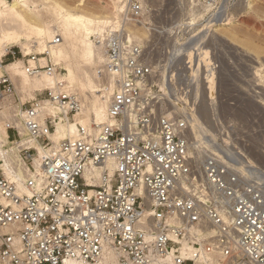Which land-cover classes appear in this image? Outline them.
<instances>
[{
    "label": "built area",
    "instance_id": "1",
    "mask_svg": "<svg viewBox=\"0 0 264 264\" xmlns=\"http://www.w3.org/2000/svg\"><path fill=\"white\" fill-rule=\"evenodd\" d=\"M148 1L119 0L92 36L107 118L73 137L53 135L82 112L80 96L59 79L22 100L5 69L16 51L0 57V264L96 263L109 250L118 264H264V169L246 132L197 140L190 122L195 82L215 77L208 47L224 6L187 0L190 15L166 32ZM23 58L31 76L60 73L49 51Z\"/></svg>",
    "mask_w": 264,
    "mask_h": 264
},
{
    "label": "bare ground",
    "instance_id": "2",
    "mask_svg": "<svg viewBox=\"0 0 264 264\" xmlns=\"http://www.w3.org/2000/svg\"><path fill=\"white\" fill-rule=\"evenodd\" d=\"M105 1V8L109 13L105 9L104 12L107 14L87 10L84 4L85 0H80L75 6L67 5L62 0H13L11 3L7 0H0V57L14 46H20L25 55L34 49H38L39 53L49 51L55 63L59 66L62 65L66 70L64 76L45 71L41 75L31 76L25 71L22 60L11 61L5 65V69L15 80L19 94L26 93L25 95L30 94L35 97L37 90L51 88L57 80L61 79L68 90L77 93L82 99L83 110L79 115H76L74 122L61 119L56 123L53 135L55 141L75 136L78 122L89 126L92 122L101 123L107 118L109 93L101 92L96 72L98 64L103 59V52L94 43L92 36L102 30L108 17L116 15L120 11L121 5L119 0ZM247 6L244 3L241 9H246ZM225 8L222 9L223 18H220L218 22L230 20V17L224 18ZM176 21L174 20L172 25ZM159 28L169 32L171 26L166 24ZM218 29L220 28L218 27ZM57 36H61V41L53 43ZM136 37L138 40L145 39L147 31L141 30L136 34ZM22 96L23 94L21 95L23 100ZM205 101L202 103L200 101L197 105L204 113L203 120L213 115L210 114L209 108H206ZM52 111L55 112L53 109ZM203 120L200 112H193L190 122L197 140L203 138L210 130ZM0 130V138L4 139L7 136L4 125L0 126ZM197 143L198 141L194 142V145ZM5 152V148L0 144V158L5 157ZM112 169L113 164L110 166V172ZM7 177L19 179V177H13L8 171ZM88 264H118L117 254L109 250L99 261Z\"/></svg>",
    "mask_w": 264,
    "mask_h": 264
},
{
    "label": "rangeland",
    "instance_id": "3",
    "mask_svg": "<svg viewBox=\"0 0 264 264\" xmlns=\"http://www.w3.org/2000/svg\"><path fill=\"white\" fill-rule=\"evenodd\" d=\"M7 1L13 2V0ZM62 1L67 5L75 6L80 0ZM216 1L215 7L224 6L223 9L230 3L228 10L231 16L230 20L226 19L228 23L222 20L218 23L219 25L221 23L220 26L217 24L220 29L216 27L212 32V45L208 47L212 49L211 61L216 71L215 77L211 81L195 82L194 85L197 88L194 92L198 102L202 103L206 100V108H209L210 114L213 115L203 120L204 113L199 106L196 107L197 113L200 112L205 124L216 133L226 132L229 125H241L246 132L244 137L250 145L251 155L264 169V79H262L264 78V0ZM105 2V0H89L84 4L91 12L107 14ZM244 3L248 6L246 9H241ZM148 9L152 14L150 20L155 26L166 24L171 26L174 20L179 21L190 15L187 0H149ZM10 49L17 53L15 60L20 59L24 64L25 53L22 48L14 46ZM31 53L39 52L38 49H34L29 54ZM7 58L10 62L14 61L11 56ZM59 72L61 76L66 73L62 65ZM200 72L205 74L203 71ZM22 94L23 100L33 98L30 94L20 95ZM193 100L196 102V99ZM211 117H213L212 121ZM0 126H3L1 122Z\"/></svg>",
    "mask_w": 264,
    "mask_h": 264
}]
</instances>
